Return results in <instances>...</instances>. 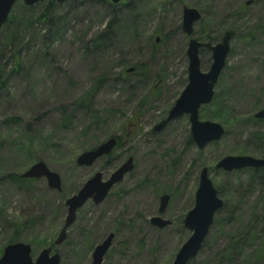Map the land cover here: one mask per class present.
<instances>
[{
  "label": "rangeland",
  "instance_id": "obj_1",
  "mask_svg": "<svg viewBox=\"0 0 264 264\" xmlns=\"http://www.w3.org/2000/svg\"><path fill=\"white\" fill-rule=\"evenodd\" d=\"M246 2L131 0L140 18L134 26L137 37L126 39L120 23L114 44L96 52L86 45L106 30L111 8L102 1H67L58 8L64 17L62 35L48 44L50 61L38 55L41 42L30 43L13 59L16 51L4 47L0 29L5 84L0 89V257L8 244L23 243L31 247L32 261L50 247L60 264H90L93 249L113 234L102 264H172L191 235L182 221L194 205L199 174L206 168L224 208L216 213L201 250L189 263L264 264V178H251L252 169H214L224 157L264 159V119H254L264 110V0ZM23 7L30 8L17 0L11 11L25 17L28 11ZM183 7L200 14L191 36L198 42L215 45L225 32L231 34L212 103L198 112L200 122L220 124L225 133L202 150L192 139L189 142L187 116L153 130L187 85L189 38L181 30ZM198 58L200 71L208 72L211 53L201 49ZM16 61L20 67L13 71ZM135 67L143 70L126 73ZM101 78L89 103L100 119L94 127L92 114L78 102ZM218 103L226 121L215 117ZM64 117H69L66 128ZM111 137L122 139L110 157L89 167L76 165L80 154ZM128 158L133 160L132 170L101 204L87 202L65 241L55 245L66 215L65 201L96 173L107 180ZM38 162L59 176V191L50 189L43 178L30 179L24 188L7 178L21 176ZM164 194L169 202L159 214ZM153 217L170 225L153 227ZM16 229L15 242L8 243Z\"/></svg>",
  "mask_w": 264,
  "mask_h": 264
},
{
  "label": "water",
  "instance_id": "obj_2",
  "mask_svg": "<svg viewBox=\"0 0 264 264\" xmlns=\"http://www.w3.org/2000/svg\"><path fill=\"white\" fill-rule=\"evenodd\" d=\"M17 0H0V29L6 23L8 16ZM45 0H22L26 7H33ZM56 4H63L70 0H51ZM121 0H112L113 4ZM174 2L175 0H169ZM251 0H247L249 5ZM200 20V14L194 10L183 7L181 30L189 38L186 49L188 59L187 67V85L181 92L174 105L169 110L164 121L158 124L153 130L158 132L165 127L167 123L182 116L188 117L190 135L193 143L198 150L204 149L208 144L220 141L224 136V128L217 123L205 121L200 122L198 112L201 107L208 106L214 98V88L218 82L220 74L225 66V60L229 52L230 33L225 32L219 43L213 45L210 42L201 43L192 38L193 24ZM158 38L156 39V43ZM207 50L211 53V65L206 73L200 71V62L198 58L199 51ZM132 68L127 73L132 72ZM254 118L264 119V110L256 113ZM116 146V138L111 137L101 143L96 148L83 152L76 159V165L79 167L92 166L98 159L109 156ZM133 160L128 158L121 164L107 180L102 179L101 173H96L86 181L80 190L65 201L67 213L63 228L60 230L55 245H60L66 238V230L74 222L76 212L83 207L89 200L93 205L101 204L107 197L110 190L119 184L123 178L132 170ZM264 168V159H256L250 156L224 157L219 160L214 169L224 173L241 171L245 169ZM22 179H45L47 186L59 191L61 189L60 178L57 174L50 172L42 162L35 163L21 176ZM169 201L168 195L160 197L159 214H162ZM224 207L223 201L218 197V192L209 178L208 170L203 168L200 171L198 187L195 191L194 205L185 215L182 225L184 229L190 232L187 241L180 247L175 255L172 264H188L194 259L202 248V245L213 224L216 213ZM150 224L158 229H163L170 225V222L162 220L160 217L150 219ZM113 234H110L101 244L97 245L91 254L90 264H102L103 259L111 247ZM31 247L23 243L8 244L2 251L0 264H60V257L53 253L52 249L42 250L36 259L32 261Z\"/></svg>",
  "mask_w": 264,
  "mask_h": 264
},
{
  "label": "trees",
  "instance_id": "obj_3",
  "mask_svg": "<svg viewBox=\"0 0 264 264\" xmlns=\"http://www.w3.org/2000/svg\"><path fill=\"white\" fill-rule=\"evenodd\" d=\"M92 1L94 3L102 1V5L111 8L110 14L112 15L110 16V20L108 21L106 30L99 32L96 36L91 38L89 40V43L86 45L87 47L92 48V50L96 52L107 50L111 45L114 44L113 42L116 40L117 36L115 32L118 30V28L116 30V27H118V24L120 23L121 33L124 34V37L126 36V39H135L137 37V34H135L137 32L136 30H134V26H138L137 24L140 18L138 12L136 13L135 5L130 4L131 0H128L127 3L126 0H123L125 3H120L118 5H113L111 0ZM61 6L62 4H56L51 0H45L44 2L38 3L37 5L31 8L23 7L25 11H28V14L25 17L24 15H15L13 14L14 12L11 11L6 23L1 28V31L4 32L2 38L4 47H9L16 51V53H14L12 56L13 59H18L20 55L19 53H21L22 49H25V47L29 48L30 46H32L29 45L30 43L33 44V42H41V49L37 50V52L39 53L38 55L44 60L50 61L51 53L48 49V44L51 43L52 40H55L56 38H59L62 35V23L64 21V17L62 16V11L58 10V8H61ZM119 6L121 9L118 11L116 8ZM207 40L210 39L207 38ZM19 67V61H16L13 71H17ZM132 69V72L127 73L126 70V73L131 74L137 71H141V69L143 70L142 67H135ZM103 80V78L99 79L96 84L80 98L78 102V105L80 107L82 106V108H86L87 111L92 114L94 119H92L93 122L91 123V125L94 127L98 126L100 119L97 117L94 110L89 106V103L91 102L93 95L101 87ZM4 85V80L0 73V89H2ZM217 106L218 112L217 114H215V117L219 120L226 121L227 115L224 112L223 105L218 103ZM64 118L65 119H62V127L66 128L68 127L69 117ZM260 138L264 139V136H260ZM121 139V137H116V146L114 148L115 150L121 146ZM189 142H191V138H189ZM109 163L110 162L107 161L106 165H108ZM251 172L254 175L251 178L259 174L262 176V178H264V168L257 170L252 169ZM7 178L14 182L18 188H24L26 184L30 181V179H22L20 176L17 175H10ZM17 230L18 229H16L13 234L14 238L9 240L8 243L15 242V237L18 235ZM47 246L52 245L49 244Z\"/></svg>",
  "mask_w": 264,
  "mask_h": 264
},
{
  "label": "flooded vegetation",
  "instance_id": "obj_4",
  "mask_svg": "<svg viewBox=\"0 0 264 264\" xmlns=\"http://www.w3.org/2000/svg\"><path fill=\"white\" fill-rule=\"evenodd\" d=\"M70 1H72V0H70ZM111 2H112V0H111ZM120 3H125V2H124L123 0H121L119 3L114 4V5H118V4H120ZM112 4H113V3H112ZM230 36H231V34H230ZM210 43H211V42H210ZM115 138H116V137H115ZM112 189H113V188H112ZM112 189H111V190H112ZM111 190H110V191H111ZM109 193H110V192H109ZM109 193H108V194H109ZM164 195H165V194H164ZM88 202H91V201L89 200ZM168 202H169V201H168ZM91 203H92V202H91ZM92 204H93V203H92ZM64 205H65V203H64ZM96 206H98V205H96ZM65 208H66V213H67V207L65 206ZM81 208H82V207H81ZM81 208H80V209H81ZM80 209H78L77 212H78ZM77 212H76V214H77ZM65 217H66V215H65ZM64 220H65V218H64ZM75 222H76V218H75ZM75 222H74V223H75ZM74 223H73V224H74ZM73 224H72V225H73ZM63 225H64V223H63ZM72 225H71V226H72ZM71 226H70V227H71ZM70 227H69V228H70ZM62 228H63V226H62ZM69 228H67V230H68ZM67 230H66V236H67ZM65 239H66V238H65ZM64 241H65V240H64Z\"/></svg>",
  "mask_w": 264,
  "mask_h": 264
}]
</instances>
